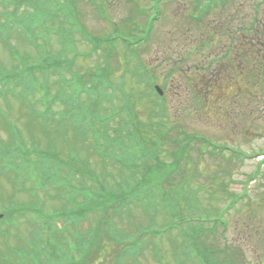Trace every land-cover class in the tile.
I'll return each instance as SVG.
<instances>
[{
	"label": "rangeland",
	"instance_id": "1",
	"mask_svg": "<svg viewBox=\"0 0 264 264\" xmlns=\"http://www.w3.org/2000/svg\"><path fill=\"white\" fill-rule=\"evenodd\" d=\"M39 1L44 3L41 7L55 9V17H67L68 30L62 41L59 22L43 30L39 23L43 18L33 13L34 5L27 0L15 15L23 21L7 15L15 10L16 0H0V69L17 70L24 80L34 66L29 89L21 84L0 89V148H12L15 140L7 129H14L19 141L29 148L56 149L63 157L74 155L88 162L95 176L104 169L112 175L107 177V184L114 186L128 180L132 169L144 161L154 164L148 175H141L144 170L139 168L135 174L139 180L144 177L145 183L154 184L153 192L177 190L173 204L166 201L167 207L176 211L175 227L162 231L171 221L165 209L147 207L146 215L143 208L130 205L123 213L129 211L127 217L115 219V228L132 234L139 225L150 226L151 215L157 224L154 228L161 231L157 239L161 264H174L175 251L182 248L175 239L179 231L203 227L207 229L195 245L209 247L219 262L264 264V63L259 55L258 65L243 67L240 57L232 52L242 40L240 30L247 25L254 26L251 35L264 31V0ZM25 9L33 13L31 17ZM115 34L137 40V48L126 46L122 40L108 41ZM93 38H99L100 43ZM255 41L259 44L261 37ZM45 51L71 64L62 63L69 70L63 72L69 79L63 98L67 107L59 100H49L46 113L40 115L35 111L43 108L36 88L42 78L36 71ZM20 74L13 80H20ZM99 74L102 83L93 88ZM48 81L53 98L62 82L58 72H49ZM154 85L160 86L161 95ZM98 90L99 100L95 96ZM103 131L120 137L118 147L124 150L107 149L113 150L115 159L125 162L136 158L131 170V165L123 167L121 162L101 157L109 154L104 150ZM97 135L98 145L94 139ZM177 154H181L178 166L166 175L161 166L172 162ZM3 158L0 153V264H29L27 258L35 246L49 248L52 258V249L65 254L60 264L73 257L79 259L71 223L65 224L61 217L43 219L67 206L56 195L58 188L49 182L40 186V169L32 176L30 167L3 165ZM43 163L40 167L45 170ZM78 178L87 187H95L88 178ZM143 189L151 193L146 185ZM229 208L236 212L225 216ZM23 209L30 211L24 214ZM219 216L227 221L224 226ZM96 217L88 213L76 225L78 233L92 228ZM38 223L41 228H36ZM54 226L57 233L49 229ZM105 242L110 248L104 251V258L96 250V242L88 259L74 264H114L121 244ZM147 242L150 247L151 240ZM139 261L155 264L150 250ZM199 263L193 257L185 264Z\"/></svg>",
	"mask_w": 264,
	"mask_h": 264
},
{
	"label": "trees",
	"instance_id": "2",
	"mask_svg": "<svg viewBox=\"0 0 264 264\" xmlns=\"http://www.w3.org/2000/svg\"><path fill=\"white\" fill-rule=\"evenodd\" d=\"M28 3H31L34 5V11L33 13H37L38 16L43 18V20L40 23V26L42 29L45 27L51 28V25L58 21V19L55 17L54 12L55 9H46L45 7H41L44 5L39 0H34L36 5L33 3L32 0H27ZM24 2V0H16L14 2L15 10L12 12H8L7 15H12L16 17L17 19L22 20L20 17L15 16L20 5ZM25 13L29 15L30 17L32 14L25 9ZM5 15V16H7ZM23 21V20H22ZM65 22V21H61ZM59 23V26H62V33L64 36L65 31L68 29L65 27L63 23ZM251 27L254 26H246V28L242 32V40L235 45V47L232 49V52L234 55L240 57L239 63H244L243 67H245V64L248 65L249 63L258 65L259 64V55L262 56V62L264 63V31L260 32L259 35H251ZM2 33L3 31L0 30ZM52 32V31H48ZM56 33V32H52ZM4 34V33H3ZM58 34V33H57ZM59 35V34H58ZM5 36V35H4ZM61 36V35H59ZM261 37V41L258 42L259 44H255V38ZM94 42H97V44L100 43L99 38H94ZM114 40V39H112ZM108 41H110L108 39ZM118 41V40H117ZM112 42H110L111 44ZM135 49V48H133ZM254 50L253 54L251 52ZM257 52V53H255ZM249 53V55H248ZM248 57V61L247 58ZM247 61V62H246ZM231 65L232 62L229 61ZM62 63L64 62V59L61 57H55L53 54H48L46 57H44V61L42 65H39V72L41 74L42 81L39 82V86L41 88V94H40V102L43 103V105L46 106V103L49 100H63V98L66 95H61L62 91H64V88L57 90L56 95L52 98L50 94V88L49 84L47 82L49 72L54 69L56 72L59 73L60 76L63 77V71L64 66ZM238 61H236L235 64H237ZM229 65V67H231ZM235 65L232 66V68ZM231 68V69H232ZM233 71V70H230ZM0 76L2 83L3 82H9L10 80H7L9 76H7L5 73H3V70L0 69ZM32 77V76H31ZM213 78V77H211ZM210 81V80H209ZM19 82V81H18ZM208 80L206 81V83ZM97 83L95 87L97 88L101 83L102 80H97ZM29 84V80L25 83V85ZM24 86V83H22ZM27 89L30 87H26ZM264 90V88H262ZM40 91V89H38ZM96 99H100V91L95 94ZM65 99V98H64ZM94 100V99H93ZM2 119H5L4 117ZM6 120V119H5ZM3 126H6V122H2ZM60 136V135H59ZM11 137L14 139V135H11ZM102 137L104 138V150L109 149L112 146V148L118 147L120 143H118V137L117 134L108 136L106 131L102 132ZM95 143L98 145L97 140H99L98 135L95 137ZM15 144V147H14ZM14 144L11 147H14L13 149V155L12 153L8 151H4L1 149V152L7 155V157L3 160L4 162L8 161V164L14 163V165H19L20 168L30 167L31 168V175L33 172H37V169H40L42 171V182L40 186L42 187L45 185V183H50L52 186H56L58 188V192L56 193L57 196L62 197L65 202L64 204L67 206L63 207L61 210H58L57 212H54L52 214L44 215V219L46 221L51 220L53 217H61L65 218V224L72 223L76 218H84L88 213L90 212H98V216L96 219L95 225L92 226V228L88 229L85 233H78L75 235L74 239H76V245L77 248L75 249L76 252L79 254V259L74 260L73 259H67V264H74L80 261L85 262L86 259H88V256L91 254V246L94 243H98L97 251H100V255L104 258V251H106V248H110L109 245H106L105 240H111L115 246L118 244H121L118 248V252L114 255L115 256V264H143L139 261V258L144 257L148 250H150V254L154 255V257L157 259V264L160 263L161 260V253L160 248L158 247L159 241L157 240L160 237V231L158 229L154 228V225L157 226L153 218L149 219L150 226L143 227L140 226L136 232L132 234H123L119 229L115 228V219H117L119 216L122 217L125 214L124 211L126 208H129L130 199L139 193V191L142 190L143 186H147L150 190L154 184H148L145 183L144 177L139 180V177L136 175L134 176V173H131L130 177L135 178L134 184H116L114 185H108L105 178L110 176V174L106 171H102V178L100 180H96V176L92 171L89 169V165L87 162L80 161L78 158L74 155H66L63 157L61 153L59 154L56 152V149L52 148H46L45 150L34 148L31 151H25V144L19 141L18 143L14 142ZM99 150V147H96ZM119 148V147H118ZM110 153V150H107ZM149 151V150H148ZM31 154H30V153ZM100 154V150L98 151ZM11 153V155H10ZM32 156H34L32 159ZM107 155V154H106ZM14 156V157H13ZM21 157L22 161H16L15 158ZM178 156H176V159L174 161V165L171 164V166L176 167V164L178 163ZM13 160V161H12ZM16 161V162H15ZM43 163L45 170L41 169V164ZM136 158L132 159L131 166L133 167L136 164ZM171 163V162H170ZM169 163V164H170ZM125 164H123L124 167ZM154 167V164H145V161L143 162V165L135 167L139 168L140 170H144V173L141 175H148L149 172H151ZM172 167V170L174 169ZM104 170V169H103ZM139 170V171H140ZM172 170L169 172L171 173ZM30 171V170H29ZM30 172H28L29 174ZM78 177L88 178L93 186V182H95V187H87L84 182H82L81 179ZM148 180L151 178L147 177ZM125 182H128L125 180ZM123 182V183H125ZM152 182V180H151ZM121 186V187H120ZM71 193H70V192ZM69 193L68 196H66ZM95 195H98L99 198L96 200ZM168 191H158L153 192L151 190L150 195H147L145 197V201L142 204V207H144V210H148V208L158 210L160 211V207L162 204L165 203L166 198L168 197ZM66 196V197H65ZM150 206V207H149ZM148 207V208H147ZM25 210V209H24ZM15 211V210H14ZM36 211V209H35ZM20 212L19 210L17 211ZM154 212V211H153ZM121 213V215H119ZM129 211H127V214L129 215ZM126 214V215H127ZM145 214H148L145 212ZM41 215V210H40ZM174 216V212L172 214ZM80 216V218L78 217ZM127 217V216H126ZM44 221V220H43ZM42 221V222H43ZM45 221V222H46ZM155 223V224H154ZM50 225V224H49ZM39 227V226H38ZM49 229L52 232H58V229L53 227H49ZM51 232V233H52ZM47 234L46 240L48 242L49 235ZM195 234H193L194 236ZM151 240L150 247L147 246V241ZM157 240V241H156ZM116 248V247H115ZM55 253V258H52L53 256L49 253H51L50 249L48 248H40L35 246L32 248L31 254H29V264H52L56 263L59 264V261L62 259V257H65V254H59L57 253L58 250L52 249ZM42 251V252H41ZM212 254L208 251H204L200 256L202 259V264H224L223 262H218L217 259L213 258V260L209 259V256ZM73 256V255H72ZM213 257V255H212ZM66 258V257H65ZM101 261V259H100ZM117 262V263H116ZM88 263V261H87Z\"/></svg>",
	"mask_w": 264,
	"mask_h": 264
}]
</instances>
